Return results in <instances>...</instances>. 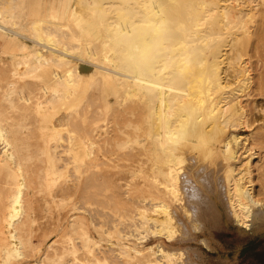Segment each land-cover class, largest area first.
<instances>
[{
	"label": "bare ground",
	"instance_id": "obj_1",
	"mask_svg": "<svg viewBox=\"0 0 264 264\" xmlns=\"http://www.w3.org/2000/svg\"><path fill=\"white\" fill-rule=\"evenodd\" d=\"M23 2L24 0H21V3ZM252 2L251 0H80V7L87 16L82 18V15L71 11L72 0L63 1L60 10L56 7V1H53L50 7L54 13L61 11L65 15L70 11V16L76 22L85 21L88 24L87 33L90 38L88 44L92 45L93 41L99 40L97 45L95 43L90 51L84 49V53L79 50L77 52L75 50L78 49L77 46L69 47L58 38L66 37L62 35L63 31L61 32L58 26L47 27L41 21L34 23L32 27L38 39L34 46L21 44L24 52L30 49L25 55L30 58L26 61L29 73L46 71L51 65L67 67L64 73L59 74L46 71V82L40 85V90L43 92L40 91V96L37 97L40 101L39 106L44 105L43 107L48 109L62 106V109L67 111L56 117L58 123L51 121L50 126H64L67 123L68 126L69 122L79 120L82 117V110L87 107L85 106L87 91L94 84L102 85L100 92L104 104H108L110 94H115L123 105L138 102L149 106L153 129L148 136L153 144V155L159 160L152 164L153 170L158 173L156 176L153 174L154 180L156 177V184L153 187H170V189L172 187L176 188V191H179L177 187H181L180 190L185 192L183 194L185 197L179 196L180 206L178 205L186 220L185 235L183 234L184 238L180 239L181 242L192 245L191 242L198 238L197 245L200 246L193 250L200 258L202 255L198 249L200 250L202 246L212 249L210 239L213 234L212 222H218L222 218L223 211L220 207H224L226 217L232 219L240 228L264 229V203L256 200L253 191L245 188L243 182V173L251 174V169H249L250 159H244L241 152L246 151L248 138H242L240 134L241 131H248L252 127L255 122L254 111H261L257 106L252 108L248 106L250 109L245 107L239 99L247 85L248 70L237 57L240 55L233 58L229 52V48L250 42L253 37L258 39V44H264V1L257 5ZM47 3V0H31L29 4L33 7L44 6ZM15 7V0H0V31L4 36H20L19 33L3 25L7 20L14 18ZM247 17L257 20L255 34L247 30V22H249ZM70 36L77 38L73 32ZM12 41H14L13 37L9 42ZM14 84H9L13 92L14 89H18ZM253 93L264 97V74L260 75L251 94ZM251 94L249 93V96ZM98 98L96 100H99ZM15 102L12 103L13 106ZM15 104H18L17 108L20 105L27 107L31 105V99L23 96ZM92 124L89 126H93ZM9 128L10 126L6 127L3 124L0 116V137H2L0 152H4L5 156L7 154L4 159L0 155V172L7 168L8 175L14 178L19 176L23 185L24 161L22 162L23 158L19 155L23 148L20 149L18 140L11 135V129L14 128ZM93 129L92 127L91 131ZM97 129L99 131L98 127ZM85 130L89 138L87 139L85 133L82 135L88 142L94 137L90 138L92 132L88 133V129ZM107 133L106 135L109 136ZM256 136L264 142V133H258ZM198 151L205 157L220 155L229 163L223 166L222 162L218 161L219 165L222 164L221 170L225 169L226 175L220 174L221 178L217 177L214 169L209 167L212 162L205 166L197 155ZM75 152L74 158L78 160L80 155L78 148ZM88 154L90 155V152ZM167 191L173 193L172 189ZM22 193L20 189L12 197L9 208L11 207L10 210L13 212L8 211L11 220L7 216L11 223H8L7 218L5 219L8 225L6 227L9 229V243L4 248L5 253L8 254L5 256L4 264H13L11 263L13 258L21 259L26 256L24 249L29 238L26 242L24 237H21L25 226V220L23 221L21 217L26 216L22 212L25 209H23ZM156 205L154 206L156 208L160 206ZM170 214L177 216L175 212ZM169 217L168 215L167 220L163 222H170L172 219ZM163 227L167 226L161 223L159 229L162 230ZM159 229L155 228L158 233ZM164 231L166 233V230ZM158 244L155 243V246ZM150 247L141 243L133 246L141 254L146 250L149 251L152 248ZM168 249L170 248H163V251L169 253V259L174 260L172 254L175 252L173 249L176 248H171L173 252ZM190 249L192 250V247L189 246L188 250ZM160 250L159 254L162 256V246ZM153 252L154 250L151 253ZM145 253L143 255L146 259ZM151 261L154 262L153 257L152 260H147L148 263H153ZM35 264L40 263L35 262Z\"/></svg>",
	"mask_w": 264,
	"mask_h": 264
},
{
	"label": "rangeland",
	"instance_id": "obj_2",
	"mask_svg": "<svg viewBox=\"0 0 264 264\" xmlns=\"http://www.w3.org/2000/svg\"><path fill=\"white\" fill-rule=\"evenodd\" d=\"M53 1H56L58 10L61 9L63 1L66 2V0H47L48 3L44 6L31 7L29 4L31 0H24L23 3L21 0H15L14 18L7 20L3 25L19 33L20 36H12L14 41L9 42L12 37L4 36L0 31V35L3 36H0V116L6 127L14 128V130L11 129V135L18 140L20 149L23 148L19 155L23 158L22 162L24 161L22 172L24 176H22L25 178L23 187L19 176L10 177L7 168L0 172V263L4 264L5 256L8 255L4 248L9 243V229L6 227L8 226L7 221L11 223L8 211L12 208L9 206L12 197L22 189L23 209L25 208L22 212L28 220L21 217L23 221L25 220L21 237H24L26 242L29 238V241L26 244V250L24 249L26 256L21 259L13 258L11 261L13 264H35V262L53 264L54 261L55 264H60V262L61 264H264V229L240 228L232 219L226 217L224 207H220L223 211L222 218L218 222H212L213 234L210 238L212 249L204 246L198 249L202 258L193 250L200 246L197 245L198 238L191 242L192 245L181 242L184 238L183 234L185 235L186 220L182 209L179 210L178 207L180 206L179 198L185 197L183 196L185 192L180 190L181 187H177L179 191L171 187L173 193L167 191L171 190L170 187H153L156 184V177L154 180L153 174L156 176L158 173L156 174L153 170L152 164L159 160L153 155V144L148 136L153 129L148 105L138 102L123 105L115 94H110L108 104H104L100 92L102 85L94 84L87 91L85 101L87 107L84 106L86 109L83 107L82 117L79 120L69 122L68 126V123L64 126H50L51 121L58 123L56 117L67 111L62 109V106L52 109L44 108V105L39 106L40 101L37 97L42 91L40 85L46 82V71L59 74L64 73L67 67L51 65L46 71L38 70L29 73L26 61L30 58L28 59L25 55L30 49L24 52L21 44L34 46L38 39L32 27L34 23L40 21L47 27L58 26L61 32L63 31L62 35L66 36L58 38L69 47L77 46L78 49H75L77 52L79 50L84 53V49L90 51L95 43L97 45L99 42L96 40L92 45L88 44L90 41L87 33L88 24L85 21L76 22L70 16V11L65 15L61 11L54 13L50 7ZM261 1L264 0H251L254 5L262 3ZM71 4L73 9L71 11L82 15V18L87 17L80 7V0H72ZM249 18L247 17L249 21L247 30L255 34L257 20ZM72 32L77 38L70 36ZM263 46L264 44H258V39L253 37L250 42L229 48L231 57L236 58L240 55L237 57L248 70L247 85L239 99L245 107L257 106L261 111H254L255 122L252 127L248 131H241L240 134L242 138H248L247 149L241 152H243L244 159H250L249 169H251V174L243 173V182L245 188L253 191L254 198L262 203H264V190H261L264 188V142H261L256 135L264 133V97L251 93L260 75L264 74ZM10 83L18 89H14L13 92L12 86H9ZM23 96L31 99V105L27 106L28 108L21 105L22 109L17 108L18 104L15 103ZM93 98L99 100L95 101ZM12 100L16 101L15 108ZM91 124L93 126H89ZM92 127L95 130L91 131ZM85 129H88V133L92 132L90 138L94 137L88 142L85 140L87 137ZM83 133L86 137H83ZM1 139L2 137H0V148L2 149ZM86 144L90 146L89 150ZM249 147L251 149L247 151ZM76 148L80 154L78 160L74 158ZM0 155L2 159L7 156L4 152H0ZM197 155L205 166L212 162L209 167L214 169L217 177L221 178L222 175H226L225 169L221 170L220 166L229 163L220 155L205 157L199 151ZM53 156L57 159L56 162L52 159ZM218 161L222 164L219 165ZM54 162L57 163L56 166ZM241 169L243 170L242 167ZM95 184L98 185L95 186ZM161 203L164 208H161ZM156 204L161 205L156 208L154 207ZM171 212H175L177 216H171ZM168 215L172 220L167 223L163 222L167 220ZM161 223L167 226L162 228L163 231L159 229ZM157 224L160 225L159 228ZM154 227L156 230L159 229V233ZM137 243L153 248L150 247L149 251L143 252V254L147 252L145 253L146 259L143 254L133 248ZM155 243H160L156 245L158 249ZM160 246H162V251L163 248H170L168 249L170 252L175 251L171 253L174 255L172 259L175 257L174 260L169 259V253L166 256L164 251L162 257L159 254L161 253ZM189 246L192 247L191 251L188 250ZM171 248H176V250L171 251ZM152 250H154L153 254ZM156 251L160 256L155 253ZM152 257L154 262L148 263L147 260H152ZM157 259L162 261H157ZM189 259L192 260L188 261Z\"/></svg>",
	"mask_w": 264,
	"mask_h": 264
}]
</instances>
